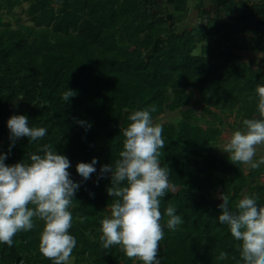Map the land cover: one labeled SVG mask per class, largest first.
I'll use <instances>...</instances> for the list:
<instances>
[{"label": "trees", "instance_id": "trees-1", "mask_svg": "<svg viewBox=\"0 0 264 264\" xmlns=\"http://www.w3.org/2000/svg\"><path fill=\"white\" fill-rule=\"evenodd\" d=\"M234 3L212 9L208 23L182 30L161 0H0V152L13 164L48 144L70 160L68 170L80 183L70 206L73 264L134 259L100 240V221L115 197L106 191L109 175L97 174L119 158L129 114L145 107L163 126L160 161L175 186L161 198V223L169 202L183 220L175 230L164 227L160 264H245L243 242L216 219L220 203L196 196H227L234 210L246 195L264 202V168L247 173L243 163L219 153L223 127H232L228 119L243 128V119L258 117L255 87L264 83V59H244V48L233 42L264 21V3L237 10ZM67 87L76 93L69 102L62 98ZM194 105L202 106L200 114ZM167 113L178 115L160 122ZM13 114L27 115L30 125L48 132L36 141L21 137L9 151L6 121ZM93 157L97 172L83 180L75 165ZM33 220L11 246L0 243L1 264H53L39 248L44 222ZM220 252L226 253L222 260Z\"/></svg>", "mask_w": 264, "mask_h": 264}, {"label": "clouds", "instance_id": "clouds-1", "mask_svg": "<svg viewBox=\"0 0 264 264\" xmlns=\"http://www.w3.org/2000/svg\"><path fill=\"white\" fill-rule=\"evenodd\" d=\"M258 117L245 118L243 128L232 131L224 143L223 151L231 162L249 164L251 168H264V158L257 156V146H264V83L255 87ZM75 91L68 88L62 98L69 102ZM154 109L145 107L132 111L128 125L122 129L123 147L114 165L102 164L98 179L105 174L110 177L106 191L115 197L107 205L108 212L100 221V240L105 248L119 245L126 256L137 258L143 264H160L159 241L164 237V227L175 230L183 220L176 207L169 202L164 208L168 217L161 223V198L175 186L170 180L171 170L161 164V149L164 146L162 124L151 115ZM78 124H91L78 120ZM9 151L15 141L26 137L28 141L43 138L46 126H32L25 114H13L7 121ZM42 151H33L24 159L6 164L8 153L0 152V243L11 246L13 236L19 231L31 230L33 218L43 220L39 248L53 264H65L77 245L76 237L69 231L74 222L70 206L80 183L72 179L68 170L71 162L67 156L48 144ZM97 158L78 162L76 173L83 180L96 173ZM216 219L226 224L231 235L243 247L245 264H264V210L259 196L246 195L230 205L227 196H222ZM83 220V217H78ZM226 253L220 252L218 259Z\"/></svg>", "mask_w": 264, "mask_h": 264}, {"label": "crops", "instance_id": "crops-1", "mask_svg": "<svg viewBox=\"0 0 264 264\" xmlns=\"http://www.w3.org/2000/svg\"><path fill=\"white\" fill-rule=\"evenodd\" d=\"M168 10L174 16L176 27L180 29H194L201 22L208 23L212 9L223 5L229 0H161ZM234 9L241 7L243 3H264V0H233ZM236 15H239L236 11ZM241 25V24H240ZM240 27V26H239ZM232 36H235L233 33ZM244 48L240 53L244 59L253 58L255 60L264 59L261 53V44L264 42V21L248 27L246 31L238 32L236 40L233 41Z\"/></svg>", "mask_w": 264, "mask_h": 264}, {"label": "rangeland", "instance_id": "rangeland-1", "mask_svg": "<svg viewBox=\"0 0 264 264\" xmlns=\"http://www.w3.org/2000/svg\"><path fill=\"white\" fill-rule=\"evenodd\" d=\"M196 100H197V95H196V99L194 100L192 105L196 103ZM194 107L196 108L197 112L200 114L202 106L201 105H194ZM177 115H178L177 113L176 114H172V113L164 114L161 116L160 122L164 123V122H168V121H173L176 119ZM227 123L232 125V127L226 126L227 124L223 127V135L221 136V143L219 145V153L221 155H226L228 157L227 153L223 151L224 143L226 142L228 136L231 134L232 131H235V130L240 129L242 127L236 126L235 117L228 119ZM258 158H264V146H257V156H254L253 159H258ZM244 168L246 169V172L248 173L250 165L244 164ZM260 179H261V182L264 184V173L261 175ZM73 261H74V259H70L69 261L66 262V264H73Z\"/></svg>", "mask_w": 264, "mask_h": 264}, {"label": "water", "instance_id": "water-1", "mask_svg": "<svg viewBox=\"0 0 264 264\" xmlns=\"http://www.w3.org/2000/svg\"><path fill=\"white\" fill-rule=\"evenodd\" d=\"M199 195L205 196V198L208 201H210L211 203H213V204H218V203H221L222 202L221 199H218V200H215V201L213 200L212 201V199L209 198V196L206 193H202V192L196 193V196H199ZM260 207L262 208V210H264V204L260 205ZM0 258H1V253H0ZM0 264H1V262H0ZM19 264H22V263H19Z\"/></svg>", "mask_w": 264, "mask_h": 264}, {"label": "flooded vegetation", "instance_id": "flooded-vegetation-1", "mask_svg": "<svg viewBox=\"0 0 264 264\" xmlns=\"http://www.w3.org/2000/svg\"><path fill=\"white\" fill-rule=\"evenodd\" d=\"M118 247H120V246H118ZM121 263L124 264V262H121ZM129 264H143V262L137 258H134Z\"/></svg>", "mask_w": 264, "mask_h": 264}]
</instances>
